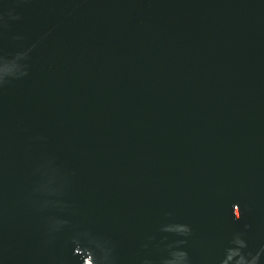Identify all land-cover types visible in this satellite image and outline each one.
<instances>
[{
    "label": "water",
    "instance_id": "obj_1",
    "mask_svg": "<svg viewBox=\"0 0 264 264\" xmlns=\"http://www.w3.org/2000/svg\"><path fill=\"white\" fill-rule=\"evenodd\" d=\"M237 232L264 248V0H0V264H219Z\"/></svg>",
    "mask_w": 264,
    "mask_h": 264
},
{
    "label": "clouds",
    "instance_id": "obj_2",
    "mask_svg": "<svg viewBox=\"0 0 264 264\" xmlns=\"http://www.w3.org/2000/svg\"><path fill=\"white\" fill-rule=\"evenodd\" d=\"M233 209H238V215L235 213V218L239 220L242 216L241 210L239 205H234ZM182 228L187 229V236L191 233V227L188 224L182 223ZM249 225H244V228L247 229ZM243 233L237 232L233 234L232 239L229 242V246L224 249L223 258L220 260L219 264H229V261H232L233 264H248L249 258H251V264H259L260 262V256L261 253L264 252V248H262L260 251H257L255 254L252 252L245 253L243 250L247 248V242L245 239H243ZM187 243V241H184ZM82 246L84 247H91L90 244H84L82 243ZM187 255V253H185ZM79 257V256H78ZM81 259V257H80Z\"/></svg>",
    "mask_w": 264,
    "mask_h": 264
}]
</instances>
